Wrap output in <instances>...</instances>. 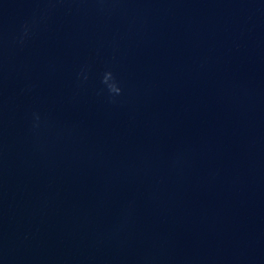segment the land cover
Instances as JSON below:
<instances>
[{"label":"clouds","instance_id":"9594fccd","mask_svg":"<svg viewBox=\"0 0 264 264\" xmlns=\"http://www.w3.org/2000/svg\"><path fill=\"white\" fill-rule=\"evenodd\" d=\"M28 35H29V26L25 24L23 26L22 35L19 37L20 42L23 43L24 38L27 37ZM81 75H83V70H82ZM84 79H87L86 75L84 76ZM101 83L106 87V90L110 97H115V96H119L122 94V88L119 86V83L116 77L111 71H106L103 74Z\"/></svg>","mask_w":264,"mask_h":264}]
</instances>
